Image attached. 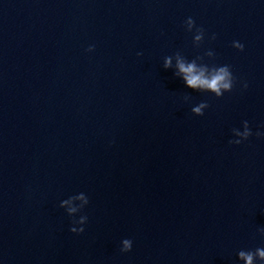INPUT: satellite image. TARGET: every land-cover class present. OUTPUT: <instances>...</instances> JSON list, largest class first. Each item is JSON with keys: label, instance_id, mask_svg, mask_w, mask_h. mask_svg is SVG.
Here are the masks:
<instances>
[{"label": "clouds", "instance_id": "9594fccd", "mask_svg": "<svg viewBox=\"0 0 264 264\" xmlns=\"http://www.w3.org/2000/svg\"><path fill=\"white\" fill-rule=\"evenodd\" d=\"M186 25L189 30L193 29L195 27V21L189 17L186 21ZM198 35H196V40L203 39L204 36V30L202 28L196 29ZM213 39H215V36H213ZM233 46L241 51H243V45L239 42H234ZM89 50H92V46H90ZM139 55V53H138ZM171 65V58L166 57L165 58V64L164 67H169ZM178 68L181 73L184 74V80L186 84L191 88H200V89H206L210 90L211 92L215 93L216 97H221L224 92H230L233 88L234 84V77L232 75V72L230 70V67L227 65L219 66V67H213L211 69V74L206 75V71H208L206 68L197 69L196 65L194 63L185 65L183 62H178ZM247 87V85H245ZM223 90V91H222ZM208 105L206 103H201L199 106L194 107L192 109L193 113L196 115H203L202 109L207 108ZM245 126V132L242 134L245 139H247L251 132L248 127L247 121L244 122ZM257 135H260L257 133ZM230 143L239 144L241 143L240 140L230 141ZM67 203V201H65ZM70 211H75V209H71ZM72 232H77L75 228L71 229ZM84 229L81 228L79 232H83ZM260 232L262 235H264V229H260ZM124 250H130L131 248V241L130 240H124ZM238 256L240 259L245 261V264H254V259L256 257H259L260 260L264 261V248H256L254 251L252 250H240L238 252Z\"/></svg>", "mask_w": 264, "mask_h": 264}]
</instances>
